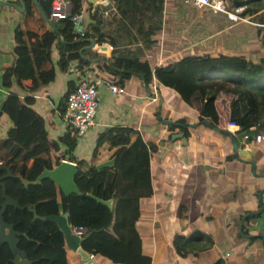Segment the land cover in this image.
<instances>
[{
  "label": "crops",
  "instance_id": "crops-1",
  "mask_svg": "<svg viewBox=\"0 0 264 264\" xmlns=\"http://www.w3.org/2000/svg\"><path fill=\"white\" fill-rule=\"evenodd\" d=\"M11 1L0 2V105L9 91L26 98L31 107L43 117L48 137L55 139L67 128L59 117L58 110L66 89L81 80L95 81L98 103L94 122L82 135L75 137L71 148L73 158L84 160L85 167L92 155L97 135L117 124L133 127L144 142L153 146L149 153L152 191L139 198V215L134 223L140 237L141 251L151 258L149 264H264L263 140L243 143L252 152L253 164L236 157L231 139L226 133V122L222 123L223 129L218 130L209 126V123L199 121L197 110L193 106L171 87L157 84L155 79L148 82L140 74L124 76L118 73L120 71L114 73L111 69L107 70L105 66L108 64L109 52L105 48V41L99 43L90 38L73 49L77 56L62 61L58 42L66 41L57 30L49 53L54 70L52 79L39 83L35 88H30L29 77L23 78L20 84L12 80L9 86L3 85L1 74L16 59L15 30L20 29L21 38L28 43L34 40L35 35L28 36L26 30L35 29L37 33H41L44 27L39 17L34 16L26 21L23 7L19 9L15 6H22L20 1ZM228 1L224 0L225 6H228ZM231 1H234V7L241 6V9L235 11L243 17L242 21L225 17L230 23L231 39L239 40L241 32L246 28L259 34L261 28L254 24L259 26L260 22L264 23L258 19L261 12L264 13V9L259 12L262 2L251 1L247 5L251 9L248 12L238 0ZM162 2V21L153 35L157 36L155 45L145 46L136 35L135 28L127 24L124 18H119L120 13L116 8L114 15H103L101 10L107 7V0H82L80 19L78 24L74 22V26L76 30L83 31L89 23L100 20L103 23L102 30L107 34L113 31L116 38L124 39L120 47L131 49L139 46L151 70L155 65L165 64L179 57L177 54L180 51L189 54L209 47L205 37L197 42L191 41L189 36L180 33V28L167 22L169 18L178 19L187 15L190 8L210 10L209 8L194 7L182 0ZM253 7L256 10H252ZM35 8L39 14L36 6ZM165 12L167 20L163 21ZM213 12H218L215 19L222 21L224 12ZM58 20H55L54 25ZM43 21L42 19V23ZM176 21L178 24L182 23ZM221 28L212 30L209 38L220 35ZM76 30L74 31L78 32ZM257 36L259 49L264 54V43L261 44L260 35ZM80 40V37H76L69 43ZM221 40L220 44L224 48L236 50L229 41ZM236 45L237 49L243 47L242 41ZM66 53L69 52L65 51ZM29 56L32 57L31 51ZM95 57H98L96 61L89 60ZM153 82L157 88L156 93L150 90ZM109 83L123 87V91L112 92L108 87ZM177 118L183 121H177ZM164 119L170 121L166 122ZM169 124L173 127L168 126ZM10 125L7 115L0 113V138ZM216 126L220 127L218 124ZM180 131L183 132L180 138L167 137L168 133ZM236 136L240 142L239 136ZM58 147L61 152L67 149L61 142ZM100 158V162L111 159L105 158L104 151L100 152ZM64 159L75 164L67 156ZM248 215L253 216L244 218ZM177 233L195 238L198 248L188 245L185 254L178 253L172 243ZM63 246L67 264H121L99 254L92 256V263H85L75 250L68 248L65 243Z\"/></svg>",
  "mask_w": 264,
  "mask_h": 264
},
{
  "label": "trees",
  "instance_id": "trees-1",
  "mask_svg": "<svg viewBox=\"0 0 264 264\" xmlns=\"http://www.w3.org/2000/svg\"><path fill=\"white\" fill-rule=\"evenodd\" d=\"M114 1L119 18H124L127 24L135 28L142 43L145 46L155 45L157 36L153 35L162 21V0ZM251 1L254 0H238L248 12L251 9L247 5ZM70 2L71 11L79 13L82 0ZM22 5L24 19L28 21L34 16L39 17L44 27L41 33L35 29L26 30L28 36L35 35L34 40L28 43L21 38V30H15L16 59L12 66L3 70V85L9 86L12 80L20 84L23 78L29 77L30 88H35L39 83L52 79L54 70L49 53L57 30L66 41L58 42L62 61L77 56L73 49L90 38L99 43L105 41L112 45L105 66L107 70L111 69L114 73L120 71L118 73L124 76L140 74L148 82L153 74L157 84L174 89L197 110L198 120L209 123V126L218 127V124L220 129L222 123L233 119L239 124L240 131L251 128L264 131V56L248 58L237 51L210 52L204 49L182 54L170 62L155 65L151 70L139 46L131 49L120 47L124 39L116 38L113 31L107 34L102 30L100 20L89 23L79 33L74 31L73 20L67 16L58 20L56 29H51L46 26L47 19L35 11L31 0H22ZM76 37L81 40L69 43ZM64 49L69 53L65 54ZM30 51L32 57L29 56ZM73 87H68L64 92L59 114L64 109L63 98ZM219 97H222L221 101ZM28 102L16 92L9 91L0 105V113H5L11 121L5 135L0 138V163L13 174L19 173L30 181L23 185L15 175L3 177L1 181L6 194L21 205L34 203L38 215L66 212L68 223L85 225L87 230L80 236L79 246L86 252L104 255L121 264H149L151 258L141 251V241L134 223L139 215V198L152 191L149 153L153 146L144 142L133 127L117 124L100 131L90 160L84 167L85 161L76 160L71 154L75 143L74 133L66 128L58 138H49L43 117ZM176 120L183 121L181 118ZM233 138L238 146H243L236 135ZM60 142L67 146L62 152L58 147ZM101 151H104L105 158H114L112 164L97 166L102 160ZM65 156L75 161L73 180L79 193L63 192L48 176L32 182L42 169L51 168ZM3 172L0 169V174ZM1 216L20 232L16 237V246L26 253L30 264H67L63 232L54 220L33 218L26 207L12 205H6ZM194 239L177 233L172 243L175 250L183 255L188 251V245L198 248ZM10 256L7 244L0 242V264H5Z\"/></svg>",
  "mask_w": 264,
  "mask_h": 264
},
{
  "label": "built area",
  "instance_id": "built-area-1",
  "mask_svg": "<svg viewBox=\"0 0 264 264\" xmlns=\"http://www.w3.org/2000/svg\"><path fill=\"white\" fill-rule=\"evenodd\" d=\"M184 3L189 4L194 7H207L213 11H222L226 14L228 18L241 19L235 10H228L225 8L224 0H182ZM103 15L112 16L115 13V5L113 0H107V7L101 10ZM80 12L73 13L71 11L70 0H50V8L47 16L48 20L54 22L55 20L70 16L74 22L80 19ZM79 33L80 30H76ZM105 48L107 52H110L112 45L105 42ZM152 79L155 77L152 74ZM109 89L112 92H122L123 87L118 86L113 83L108 84ZM153 93H156L155 83L151 85ZM98 103V91L95 81L81 80L77 82L72 89L67 91L64 97V109L59 114V117L64 121L65 126L70 129L74 136H80L84 131L93 124L94 113ZM226 128L230 134L238 135L239 138L245 140L243 143H248L250 141L258 142L264 139V134L258 131H254L252 128L249 131H240L239 124L233 120L228 119L226 121ZM241 140V139H240ZM65 160V159H62ZM70 231L75 234L78 238L85 233L87 227L83 224H70ZM89 257L93 256V253L88 252Z\"/></svg>",
  "mask_w": 264,
  "mask_h": 264
},
{
  "label": "water",
  "instance_id": "water-1",
  "mask_svg": "<svg viewBox=\"0 0 264 264\" xmlns=\"http://www.w3.org/2000/svg\"><path fill=\"white\" fill-rule=\"evenodd\" d=\"M1 1L12 2L11 0H0V2ZM19 1L22 4L21 0ZM32 1L34 5L37 7L42 17L47 19L49 8H50V0H32ZM15 6H17V8L19 9L23 7V5L22 6L15 5ZM47 27L51 29H56L54 22L48 19H47ZM58 37L60 39V36ZM101 58H104V56H101ZM97 59L98 57L89 58V60L91 61H96ZM164 121L169 122L170 120L164 119ZM174 123L178 124L179 122H174ZM181 124H184V123H181ZM213 128L219 130L218 127L213 126ZM182 133H183L182 131L173 132L170 134V137L180 138L182 137ZM226 133L229 135L231 139V145H232L234 155L238 158H242L243 160L249 161L253 164L254 162L251 159L252 152L250 148L238 146L237 142L232 137V134L228 133L227 131ZM113 160L114 159L111 158L109 160L102 161L100 163H97V166L110 164L113 162ZM0 169L4 171L3 174H0V186H1V196H2V201L0 202V242L6 243L9 250L11 251V256L7 258V260L5 261V264H30L31 263L30 260L27 258L26 253L22 249L16 246V242H17L16 237L17 235L20 234V232H18L17 230L13 228L12 223L5 222L2 219L1 212L6 205H12V206L19 207V208L26 207L28 210L32 212L33 218L43 217V218H50L54 220L56 224L58 225V227L63 232L65 245L68 248L75 250L79 254L80 258L84 260L85 263L86 262L92 263V257H89L88 252H86L79 246V238L70 231L69 223L66 217V212L41 216L36 213L35 208H34V203H25L22 205L19 204V202L15 198L6 194L4 183L1 181V179L5 176L15 175L16 177L20 179L23 185L28 184L30 181L24 179L19 173L13 174L5 165L1 163H0ZM74 172H75V164L73 162H70L68 160H61L58 164L52 166L51 168L42 169L41 172L37 175V177L34 180H32V182H37L41 177L48 176L55 182L57 187L63 192H78L79 193L78 188L73 180ZM104 202L108 203V201H104Z\"/></svg>",
  "mask_w": 264,
  "mask_h": 264
},
{
  "label": "rangeland",
  "instance_id": "rangeland-1",
  "mask_svg": "<svg viewBox=\"0 0 264 264\" xmlns=\"http://www.w3.org/2000/svg\"><path fill=\"white\" fill-rule=\"evenodd\" d=\"M259 2H262V4L259 5L260 7L258 6L260 8L259 9V12H260L261 10L264 9V0H260ZM233 3H234V1L229 0L228 4H227L228 6H225V8L228 10H237V11L239 9H241V6L234 7ZM188 12L189 13L183 17H179L178 19H170L169 18V20L166 19V12H165V18L163 19V21L167 20V22L169 21V23L171 22L174 25H176L177 28H180L179 29L180 33L182 35L189 36L191 41L195 40L194 42H197L198 40H202L203 39L202 37H205V39H207V42H209L210 45H208L209 46L208 48H203V49H208V51H210V52H215V51L235 52V51H237L239 53L244 54L248 58H250V57L258 58L260 56H264L261 48L259 49V42L257 43V40H258L257 35H260L259 39L261 40V44H262V41H264V23L260 22L261 24H259V26L252 23L255 26L261 28V31L259 32V34L254 33L253 31H249L246 28V30L241 32V38L239 40L233 41V39H231L232 35H231L230 23L227 20L228 18L226 17L225 13L221 12V13H223V15L221 16L222 21H219V20L215 19L217 17L215 14L218 12H213L212 10L190 8V10ZM242 19H243V17L241 19H237L236 21H242ZM258 19L261 21H264L263 11L261 12ZM176 20H179L182 23L178 24V22ZM220 27H222L221 28L222 31H221L220 35H216L213 39H210L209 36L212 35V30H217ZM189 30H191L192 33ZM213 34L215 35V34H217V32L213 33ZM180 39H182V38H180ZM221 39H223V41H229V43L231 45L236 47L235 48L236 50L232 51V50H227L226 48H224V46L220 44V42H222ZM230 41H232L234 44H232ZM239 41H242L243 47L240 49H237L236 44ZM212 44H213V46H211ZM200 50L201 49H199L196 52H199ZM182 54H184V52L180 51L177 55H182ZM221 96L224 97L223 94H221ZM219 100L221 101L222 97H219ZM256 131L264 134V131L261 130V128H258ZM239 139H241L240 143L243 145L242 147H244L243 142L245 140H242V138H239Z\"/></svg>",
  "mask_w": 264,
  "mask_h": 264
}]
</instances>
